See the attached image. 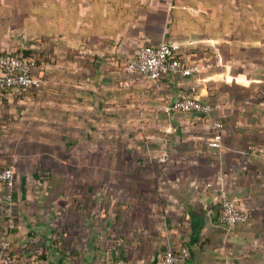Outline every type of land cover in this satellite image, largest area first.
I'll return each mask as SVG.
<instances>
[{"label":"crops","instance_id":"0c3cea01","mask_svg":"<svg viewBox=\"0 0 264 264\" xmlns=\"http://www.w3.org/2000/svg\"><path fill=\"white\" fill-rule=\"evenodd\" d=\"M161 43L210 67L126 86L127 59ZM0 50L35 56L42 81L0 89L12 264H158L181 248L185 264H264V0H0ZM185 98L210 115L167 110ZM223 196L250 219L222 225Z\"/></svg>","mask_w":264,"mask_h":264},{"label":"built area","instance_id":"2783aa9c","mask_svg":"<svg viewBox=\"0 0 264 264\" xmlns=\"http://www.w3.org/2000/svg\"><path fill=\"white\" fill-rule=\"evenodd\" d=\"M168 11L175 8V0H162ZM180 46L170 43H161L157 46H143L135 56L127 59L123 64V72L127 76L125 85L132 84L134 75H140L148 81L157 82L165 74L191 77L199 74L210 65L205 63L185 64L177 56ZM37 68L35 58H26L24 55L7 53L0 50V89L25 91L41 86V79L34 74ZM213 107L208 103L194 98H185L176 101L167 110L177 113H196L206 118ZM212 139L210 148H220L224 125L219 121L209 124ZM17 175L13 166L0 168V207L6 206L9 210L13 205V190ZM212 186L211 184L208 185ZM251 217L249 212L240 211L235 203L223 196L220 200L218 213L219 222L227 227H235L246 223ZM10 219V227H13ZM191 258L188 248L169 250L160 259L158 264H185ZM14 258L10 253V244L7 240L0 245V264H12ZM101 264H130L127 260L119 259Z\"/></svg>","mask_w":264,"mask_h":264},{"label":"trees","instance_id":"16d2710c","mask_svg":"<svg viewBox=\"0 0 264 264\" xmlns=\"http://www.w3.org/2000/svg\"><path fill=\"white\" fill-rule=\"evenodd\" d=\"M26 58H35V60H36V62L38 63V61H37V58L35 57V56H31V54L29 53V54H25L24 55ZM178 58L180 59V57L178 56ZM34 72V71H33ZM195 99V98H194Z\"/></svg>","mask_w":264,"mask_h":264},{"label":"rangeland","instance_id":"374dc122","mask_svg":"<svg viewBox=\"0 0 264 264\" xmlns=\"http://www.w3.org/2000/svg\"><path fill=\"white\" fill-rule=\"evenodd\" d=\"M99 162V161H98ZM100 163V162H99ZM94 171H102V169H101V166H99V167H95L94 168Z\"/></svg>","mask_w":264,"mask_h":264}]
</instances>
